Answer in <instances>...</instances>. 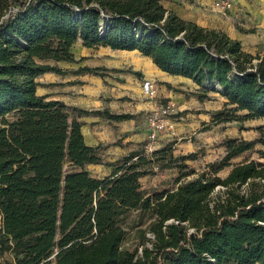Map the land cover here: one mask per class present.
I'll list each match as a JSON object with an SVG mask.
<instances>
[{
	"label": "trees",
	"instance_id": "1",
	"mask_svg": "<svg viewBox=\"0 0 264 264\" xmlns=\"http://www.w3.org/2000/svg\"><path fill=\"white\" fill-rule=\"evenodd\" d=\"M77 43L136 51L161 72L191 80L199 101L219 94L225 101L203 131L264 119V54L182 19L161 0H0V257L12 258L1 264H264V164L230 163L264 147L263 130L254 141L225 139L224 157L199 173L185 163L195 154L174 156L171 142L150 156L133 150L105 164L108 176L93 178L84 167L102 165L100 147L85 144L69 112L131 116L37 94L38 76L66 74L49 62L77 63ZM65 163L74 170L64 171ZM154 168L178 170L172 189L143 192L140 180ZM130 211L151 216L152 239L142 231L149 246L139 252L122 248Z\"/></svg>",
	"mask_w": 264,
	"mask_h": 264
},
{
	"label": "crops",
	"instance_id": "2",
	"mask_svg": "<svg viewBox=\"0 0 264 264\" xmlns=\"http://www.w3.org/2000/svg\"><path fill=\"white\" fill-rule=\"evenodd\" d=\"M197 1L201 5L209 6L214 11L212 9L213 0ZM247 1H237L228 13L243 11L245 6L248 5ZM249 8L255 20L264 21V8H255V6H249ZM176 14L184 20L210 28L207 27L208 22L206 19ZM211 29L217 28L211 27ZM226 34L231 37L228 33ZM231 38L241 40L237 36ZM82 50L84 53L73 54L77 63L49 62L50 65L66 71V74L46 73L38 76L36 81L40 86L37 88V94L48 96L49 100H57L68 107L87 112L106 110L114 115L131 116L128 120L112 121L92 114L70 115L71 120L81 123L84 142L90 147L109 145L111 147L112 145L115 148L119 146V149L123 151L133 147L134 144L145 142L149 134L148 116L152 110L163 106L167 102L166 100L172 101L176 105V112L185 118H193L189 125L173 123L172 129L168 130L166 134L161 135L162 131L157 134L158 140L161 137H166L165 141H170L183 130H196L210 125L213 112L221 109L225 101L219 94L214 93L208 94L207 100L199 101L194 94H191L197 89L191 80L161 72L149 58L141 56L136 51H113L103 47L98 49L83 48ZM118 57L124 59L119 62L121 66L115 65L113 60ZM82 67L105 70L98 71L96 75L76 74L75 72ZM128 68L131 69V73L118 72L113 74L111 72L113 69L123 70ZM144 81H149L153 85L155 89L154 97L144 94L142 90ZM52 89H60L63 95H52ZM187 97L189 98L187 99ZM215 100L218 101V107H214V104H212ZM228 124L226 123V125ZM220 125H223V123L211 127L214 129ZM237 126L241 127V124L238 123ZM161 146L157 145L155 148L158 149ZM173 150L175 151L174 147ZM127 151L129 153L133 149L130 148Z\"/></svg>",
	"mask_w": 264,
	"mask_h": 264
},
{
	"label": "rangeland",
	"instance_id": "3",
	"mask_svg": "<svg viewBox=\"0 0 264 264\" xmlns=\"http://www.w3.org/2000/svg\"><path fill=\"white\" fill-rule=\"evenodd\" d=\"M244 1V0H242ZM165 8L172 10L175 13L180 15L191 17V18H202L206 19L208 24L207 27H215L228 33L231 37L237 36L241 40L242 47L244 51L252 55H262L264 54V21L255 20L252 16V12L249 6H255V8H264V0H248V5L245 6L244 10L241 12L233 13H219L212 11L209 6L201 5L197 0H161ZM254 3V4H253ZM14 11L15 9H11ZM251 30L252 33H243L242 31ZM82 46L76 44L72 47L71 52L75 55H78L83 52ZM84 53V52H83ZM115 65H120L124 59L120 57L113 59ZM114 65V64H113ZM109 71V70H108ZM111 72L118 73H131V69L123 70H111ZM134 73V72H133ZM135 74V73H134ZM96 75V74H94ZM69 77V76H68ZM111 77V76H110ZM115 79V78H113ZM106 84V83H105ZM103 85V84H102ZM107 86V85H103ZM52 95L62 96L63 92L60 89H52ZM194 92H191L193 94ZM210 93H214L209 91ZM217 94V93H214ZM66 95V94H65ZM189 97H187L188 99ZM163 105H173V112L170 114V118L173 123H182L190 124L193 118H185L183 115L175 111L176 105L172 101H168ZM215 102V103H214ZM212 104L214 107H218V101L215 100ZM191 105V104H189ZM190 107V106H189ZM193 111V110H192ZM76 112H69V119L71 120L70 115H75ZM183 118V119H181ZM11 120V117H8ZM241 124V127H238V122H232L226 125H220L214 129L210 127L208 130L203 131L202 128L194 130H183L178 136H175L170 141H165L166 137H161L158 140V135L154 141L147 140V147H144V142L134 144L133 147H130L133 150H140L146 148L145 155L150 156L151 152L156 150L157 145H162L159 149H162L168 143L173 142L174 156L188 155L191 153L195 154L193 160L186 161V165L189 169L194 170L199 173L205 170V167L209 163H213L221 160L225 155V148L223 147V141L227 138L243 139L246 141H254L260 137L259 128L264 132V119H257L251 121H245ZM244 125V126H243ZM168 130L162 131V134H166ZM149 135V134H148ZM160 135V136H161ZM99 157L101 159L102 165H86L84 169L89 173L90 176L96 179H102L108 176L112 168L106 167L105 164L111 163L117 159H120L122 156L128 153V149L115 148L114 146H99ZM149 149H151L149 151ZM257 151H263L264 147L261 144L255 145L252 151L246 152L241 156L231 160V164H236L244 162L247 160H253L257 163L264 164V158L260 157L257 154ZM64 171L74 170L68 163H65L63 166ZM229 169L221 171L218 176L224 178L227 176ZM177 169H156L154 168L153 174L146 176L140 180L141 189L146 194H151L155 191L169 190L173 188V179L177 176ZM151 221V216L149 213H139L138 211H130L127 218L124 220L122 226L127 231L125 241L122 244V248L128 250L137 249L140 250L141 244L149 246V243L143 239L142 231H145V237H148V233L145 230L147 224ZM11 261L12 258L10 255L5 254L3 257H0V264L4 261Z\"/></svg>",
	"mask_w": 264,
	"mask_h": 264
},
{
	"label": "built area",
	"instance_id": "4",
	"mask_svg": "<svg viewBox=\"0 0 264 264\" xmlns=\"http://www.w3.org/2000/svg\"><path fill=\"white\" fill-rule=\"evenodd\" d=\"M237 1L242 0H213L212 9L219 13H228L232 10L234 4ZM12 11V10H11ZM15 11V10H14ZM142 90L144 94L149 97H154L155 89L149 81H144L142 84ZM173 105L160 106L152 110L148 116V126H149V135L148 140L154 141L157 137V134L164 130H171L173 122L170 118V114L173 112ZM151 149H149L150 151ZM148 239H152V235L148 233Z\"/></svg>",
	"mask_w": 264,
	"mask_h": 264
}]
</instances>
